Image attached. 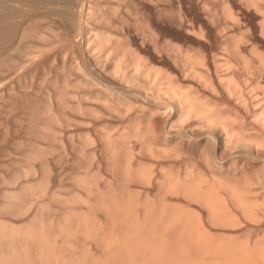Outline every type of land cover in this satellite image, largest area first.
I'll return each mask as SVG.
<instances>
[{
  "label": "rangeland",
  "instance_id": "1",
  "mask_svg": "<svg viewBox=\"0 0 264 264\" xmlns=\"http://www.w3.org/2000/svg\"><path fill=\"white\" fill-rule=\"evenodd\" d=\"M259 1L261 4L263 3L264 6V0ZM76 2H80L79 5H76L78 4ZM225 2L227 5H230V7L232 6V10L236 14L235 16H238V18L235 17L236 20L240 19L239 23L227 17L228 15L225 14L227 12L225 11L227 10V8H225ZM80 4L81 6L82 4L85 6L84 9ZM223 4L225 6H223ZM73 5L76 9L82 8L84 10V13L88 16L85 17V21L89 20L91 16L93 17L96 15L93 18L91 17L93 19L91 22L93 26L95 24L98 28L100 26L101 29L103 28V30L108 31L110 35L113 32L111 38H113L112 41L116 40L113 41L114 46L119 44L115 47L116 50L114 48V50L107 48L105 50V46L104 48L101 46L97 47L95 46L96 42H94L93 45L92 42L89 41L92 37V30L81 33V29L75 26L74 20H72L71 17L74 12L73 10H75ZM258 8L259 7L257 5L255 6L252 0H74V3L73 0H1L0 17L3 18H0V217L9 218L15 224H22L32 218L37 211L36 214L44 217L43 219L46 221L47 226L50 222L52 227H48L52 230L53 228H58L61 222L65 224L73 222L70 224L75 226L80 221L82 224L81 228H83L81 218H92V223L96 220L97 222L95 221L94 224L99 227L103 225V229L97 227L102 231L97 229L98 232L96 230V233L94 232V234L90 235L91 237H87L86 234L80 231L81 229L78 230L80 231L79 233L76 231L77 234L66 235L68 239L71 236L69 240L72 244L69 246V242H67V244L64 243V246H66L65 253L68 254L72 252L70 255H73V253L76 252V255H74L79 256L77 253H81L85 249L83 251L84 253L82 252V254L87 253V256H85L86 254L84 255L85 258H93L91 255H94L93 259L97 258L98 260L99 257L107 258L108 256L110 259L107 258V260L110 264L125 263L128 254L125 253L126 251L124 249H116L114 247L115 245L112 246V248L110 246L109 250L108 248H104L105 245L101 239L102 237H100L102 233L107 230L109 231L108 234H111L110 236H115L114 234L118 235V232L119 234L121 233L120 235L125 234L126 230H131L127 228L133 227L131 221L134 220L133 223L136 222L134 212H131V216L129 212L138 211L137 209H139L137 213L141 222L138 224L142 229L144 226L145 227L143 231L141 230L143 233H141L138 249L140 251H146L147 244L150 241L149 237L146 235L148 233L146 226L149 224L148 217L151 216L149 217L150 219L153 217L152 214L156 215V212L159 211L161 204L163 206L164 202L167 204L165 207H168V211L171 210H169V208H173V210L177 208L179 210L182 209L181 211L184 210V212L188 211L193 215L199 213V218L201 217L200 219L205 225L204 227L209 231L208 235L210 236L212 234L211 236L216 238L214 239L215 241L219 239L221 241H223V239H232L234 242H241L249 239V241L251 240L254 242L256 238H258L257 240L263 238L264 214H262V217L259 219L255 218L257 220H254L245 215L243 216V214H241L242 212L240 213L239 211L240 209L238 210L237 207H233L235 213L238 210L236 213L238 216L237 220L240 218L238 222L237 220L234 221L236 224L231 222L232 225L228 221L226 223L222 220L218 221V219L213 220L211 219L212 217L208 215V209L205 207L206 205H203L204 203L200 201V199L194 198L183 191L176 190L166 185V172L167 174L179 170L183 172L187 165H190V167H193L195 170L201 169L208 172L211 166L207 165L209 163H207L206 158V160L204 159L205 154L203 155L202 153L203 149H200V146V148L198 147L195 139L191 138L189 140L185 138L182 142L183 145L180 144L182 146L181 149L184 151L179 148L180 152H178L179 150H175L177 148H174L167 152L169 155H167L166 152H151L142 143V140L140 142V138L137 135L134 136L135 133H130L129 131H131L132 127L136 126L137 123L139 124L142 122L141 125L144 123L143 127L150 133L153 131L152 128L154 127L155 132L160 131L158 133L164 135L162 132L169 123L166 119L167 113H163L162 111H160L161 113L159 111L156 113L154 111L155 115L151 116L153 115L152 112L150 113L151 110L149 111V109L142 105V107H140V105H138L139 102L137 103L133 100L134 97L129 96V99H131L130 101L128 98L125 99L119 96L122 98L121 100V98H118V95L111 90H105V93V91L101 90L95 83L92 82L91 84V78L89 81V77H87L90 76V73L85 69L83 64H81L82 62L75 57L79 49L76 41L83 36L84 42L86 41V47H88L89 50L93 47L92 50L94 52L91 50V55H88L89 61L90 56L93 58H91L89 62L92 64L89 65L88 63V65L89 67L91 66L90 68H93V70L97 67L96 71H94L96 73L101 70H98L100 68L95 63V60L100 59L98 61L102 62V64L111 66V62H114L113 55H116L115 53L117 50L119 51L127 46L131 48L132 46L131 50H136V52H139L142 56L146 55V61H148L151 66H155L158 70L161 69V71L165 70L164 72L169 71V73L173 74L172 76H174L175 79L177 78L176 80H182L181 82L184 80V83L186 82L187 84L190 82L194 87H196V85L197 87L199 86V89L203 93L212 91V93L207 94L211 97L214 94V97H217L214 99H221L222 101H219L223 104L228 101V103H226L229 105L231 102L230 108L232 107V111H234V109H236L235 111L237 112L241 111L245 120L251 121V119H249L251 101H249L250 104H248L247 97L246 104L248 105H244V108L247 106L248 108H246L248 110L244 109L240 102L239 104L237 103L238 100L236 101V97L234 96L235 98H233V94L230 95L229 93H225L226 91L222 85V80H227L226 75L229 73L231 76L232 72L236 79L240 77V79L243 80L245 77V79L248 80V82L246 81L248 87H252L250 93H258V96L260 98L262 97L264 101V63H260L263 61L260 57L264 56V34L261 28L264 10L262 13L261 8ZM230 31H232V34L233 31L235 33L239 31L242 32H240L242 35L241 39H244L242 41L240 40L241 43L238 41V43H240V45H238L240 52L238 51L239 48L237 50L234 45L235 34L232 35ZM116 35H118V37ZM119 36H122V38L119 39ZM231 36L234 37L232 38ZM128 42H131L129 43L130 46ZM169 45L172 46V49H170L171 47ZM253 45L254 47L256 45V49L258 48L257 53L259 50L258 56L260 55V57L255 56L257 55L256 51L252 53L253 51L251 50H253V48H250ZM175 47L177 50L189 49L191 53L197 52L202 58L206 57L204 58L206 61H204V64L200 67L202 69L205 68L203 70H206V74L210 75V77L208 75L209 79H213L211 82V89L216 90L217 88L218 91L211 90L210 88L206 89L201 84L197 76L191 71L190 64L187 65V62L179 55L178 51L175 50V52L173 50ZM237 51L239 54L236 53ZM216 54L217 56H215ZM243 57L247 58L251 66L247 64V60ZM181 59L184 62H182ZM225 60L230 62L231 65L228 62L226 63ZM78 63L81 68L78 67ZM186 65L189 66L188 71ZM248 69H251L250 72ZM85 70H87V74L89 73L88 75L84 74L86 73ZM101 72L102 73L97 72V74L100 73V75L106 77L104 71ZM135 74L137 78L139 77V80L145 79L146 81L147 77L143 76L141 73ZM230 76H228V78ZM142 81L145 82L144 80ZM149 81L148 79L146 82L148 83ZM200 86H203V89ZM58 91L60 92L58 93ZM112 94H115V96H112ZM162 99L165 98L163 97ZM250 99L249 97V100ZM132 100L134 102H132ZM148 117L149 119L152 118L150 121L153 126L146 124L149 122V119H147ZM129 123H131L132 127ZM146 125H149V129ZM127 126L131 127L129 128L130 130H128ZM251 126L252 130L257 132L254 125ZM124 127L125 129L127 128L124 132L128 130L133 136L128 135V132L126 133L127 136H125V133L121 132L124 130ZM179 127L180 125L178 123L177 125L173 124L170 130L176 131ZM106 131L110 132L108 133ZM120 132L121 134H119ZM104 133L106 135H104ZM107 133L112 134L111 137H116L115 143L111 139L109 140ZM118 135H121L120 139ZM116 139H118L117 143ZM165 140L166 139H164V142H166ZM167 140L171 141L172 139L167 138ZM107 141L108 143H106ZM108 144L110 146L112 145L113 148ZM114 147H119L118 151H116L117 148L114 149ZM112 149H114L116 153H114ZM128 150L132 152L129 153ZM199 150L202 151L200 152ZM30 152L33 154H30ZM38 152H40L39 155ZM41 152L43 153L42 155ZM233 157L234 156H231L229 158L224 156L223 161H218V165L216 164L217 162H214L216 165H214L215 167L213 168L218 171L229 169L228 171L230 173L228 171L224 172L229 173L232 178L235 177L234 179L238 177L239 181H243V179H240L248 176L249 173L254 175L255 172L253 173V170H258L257 165L259 166V164L255 158L252 159L253 157L251 156ZM240 158H242V160ZM130 161L132 165H135L133 166L134 168H140V166L142 169L143 167L145 169L147 167L152 168V170H150V168L147 169L151 171L154 177H148L150 178L148 180L147 177L137 173H135L137 175L134 173L131 175L129 173L127 174ZM127 162L128 165L126 164ZM247 162L249 165H247ZM33 166L36 168H32ZM27 167H29L30 170L28 171L30 172L26 170ZM241 167L245 168L243 169V171L245 170L244 172ZM250 170L251 172H249ZM153 171L155 173H153ZM40 175L43 177L46 175L48 180V188L44 191L45 193L43 192L44 194L36 188V182L39 180ZM157 177L159 180L156 179ZM164 178L165 181L163 180ZM29 182H35L33 184H36V187L34 185L32 190L33 194L28 191V193L25 192L26 189L23 190L25 187L22 188V184ZM20 188H22L23 193L20 191ZM8 189L10 190L7 191ZM5 191L7 192L5 193ZM10 192H20L23 195L17 200L20 201L19 204L18 202L15 203L16 208H8L5 210L6 207L2 205V203L3 201L4 203L6 202L5 197L9 196L7 194ZM114 196L116 198H114ZM25 197L29 201H27ZM22 198L27 201L26 206L28 205V207H26L23 202L21 203V201H23ZM130 198L132 200H136L137 198V200L140 199L139 208L136 209V204H134L135 207H133V209L131 205L130 211L128 209L127 212V208H125L126 211L124 212V207H127V205L123 207L121 203L124 204V200H129ZM115 201L119 202L116 203ZM143 202L148 203L149 206L146 204L148 207H152L147 209V213L152 210L148 214L149 216L146 215V210H144L146 214L143 213V206L140 208ZM16 204L18 205L16 206ZM116 205L118 208H116ZM121 207H123V209H121ZM122 211L126 213L124 216H128V220L131 221L128 222L126 217L122 218ZM140 212L142 216H140ZM79 213L82 215H80L81 218L79 217ZM88 213L91 214L90 218L88 217ZM132 216L133 218L131 219ZM145 216L148 217L146 218ZM120 217L123 220L126 218V221L123 222L122 219H119ZM141 217H143V222L144 218L145 220L147 219V222L145 221L142 223ZM153 221L151 219L152 223ZM99 222H101V224H98ZM180 223L177 227H174V229L178 228V230L176 229L175 231L173 229L175 234L171 232L173 230L167 232V241L163 244L165 251L169 255L174 253L177 257L179 255L177 253L178 249L188 248V250L186 249L185 251L193 253L195 250L193 254H197L198 251L195 246L187 242L184 243L182 240L183 237L178 236L181 231L180 227H182ZM160 224H154L156 226L158 225L156 227L157 240L155 242L157 253L155 254L154 260H149L147 264H163L165 261L163 257V246L159 239V235L162 231V226ZM109 229H112L111 233ZM121 229L125 233H123ZM98 233H100V236L95 235ZM61 235L66 239L65 234ZM62 236L61 238L60 236L57 237V239H60L59 243L62 240ZM186 236L183 238L184 240L188 238V236L187 238ZM189 248L191 249L189 250ZM110 250H112V253L115 251L117 254H114V257L112 254L109 255V253H111ZM105 252L106 256H104ZM192 253L190 254L193 255ZM121 256L124 259H122ZM100 260L101 259H99V261ZM120 260L122 263H120Z\"/></svg>",
  "mask_w": 264,
  "mask_h": 264
},
{
  "label": "bare ground",
  "instance_id": "2",
  "mask_svg": "<svg viewBox=\"0 0 264 264\" xmlns=\"http://www.w3.org/2000/svg\"><path fill=\"white\" fill-rule=\"evenodd\" d=\"M12 2H14V1H12ZM252 2L254 3L255 6L257 5L259 7L258 9L261 8V11L263 13V10H264L263 9L264 8L263 3L261 4L259 0H252ZM73 3H74V0H73ZM76 3H78L76 5H79L80 2H76ZM83 4H82V6H83ZM80 6H81V4H80ZM223 6H225V5L223 4ZM226 6H225V8H227V10H225V11H227V12L225 14L228 15L227 17H230L236 23L237 22L239 23L240 19L239 20L237 19L238 21L236 20L235 17L238 18V16H235L236 14L233 12L232 6L230 7V5H227V3H226ZM84 7L85 6H83V9H84ZM114 7H115V5H114ZM74 9L75 10H73L74 12L72 13L71 17H72V20H74L75 26H77L78 29H81V33H86L87 31L92 30L91 31L92 37H91V39H89V41L92 42V44L94 42H96L95 46H97V47L101 46L104 48V46H105V48H104L105 50H106V48L107 49H113V48L115 49V47H117L119 45L118 44V45L114 46L113 41H116V40L112 41L113 38H111V37H112L113 32L110 35V33L108 31L103 30V28L101 29L100 26H99V28H98V26H96V24L94 25L96 27L93 26V24L91 23L93 21L92 18L96 15H94L93 17L91 16L92 17L91 18L90 14H89V17H90L89 20L85 21L86 20L85 17H88V16H86V13H84V10L82 8L76 9V7ZM0 12H1V10H0ZM3 13H4V11H3ZM89 13H90V11H89ZM0 16H1V14H0ZM6 16H8V15H6ZM101 16H103V15H101ZM262 17H263V19L261 22H263V23H262L261 28L264 31V15H262ZM2 22H3V20H2ZM189 23H190V21H189ZM234 31H236V30H234ZM234 31H233V34H235L234 35L235 37L234 36H231V37L235 38L234 39V43H235L234 45L238 50V48H239L238 45H240V43H241L240 40L242 41L244 38L241 39L242 38V35H241L242 32L241 31H239L237 33H235ZM263 31H262V33L264 34ZM3 32H4V30H3ZM230 32L232 34V31H230ZM116 36L118 37V35H116ZM244 37H246V36H244ZM121 38H122V36L119 39H121ZM232 38H231V40H232ZM246 39H248V38L246 37ZM238 41L240 43H238ZM85 42H84L83 36L81 37V39L79 38V40L76 41V43H78L79 49L77 50V54H75L76 55L75 57L78 58L77 60H80L82 62L81 64H83L85 69H87L88 72L90 73V74L88 73L90 76H87V77H89V81L91 78V84H92V82L95 83L103 91L111 90L113 93H116L118 95L117 96L118 98L122 97L125 99H127V98L129 99V96L134 97L133 100L137 103L139 102L138 105H140V107L143 106V107H146L147 109H149V111L151 110L150 113L152 112L153 115L148 113L151 116L155 115L154 111L156 113H158V111L159 112L162 111L163 113L164 112L167 113L166 119L169 123H168V125L165 126L164 131L162 132V133H164V135H162L161 133H158L160 131L155 132L154 127L152 128L153 131L151 130L152 132L150 133L145 127H143L144 123L141 125L142 122L139 124L137 123V125L134 127H132L131 123H129L130 126L132 127V130L129 132L135 133L134 136L137 135L140 138V142L142 140V143L147 147V149H149L151 152H155V153L166 152V154L168 151H170L174 148H177L175 150H179V148H180V150H182L181 149L182 146L180 144L183 145L182 142H183V139H185V138H188L189 140L191 138L195 139L197 141L198 147L200 146L201 148L200 147L199 148L203 149L204 152L202 150L201 151H202L203 155L205 154L204 159L206 158L207 160L206 159L205 160L207 161V163H209L207 165L211 166V167L209 166L210 169L208 172H206L205 170L203 171L201 169L195 170L193 167H190V165H187V166H185L183 172H180V170L176 171V172H171V173L169 172V174H167V172H166V175L164 174L166 181H165V178L163 179L165 181L166 185H168L169 187L174 188L176 190L183 191V192L193 196L194 198L200 199V201H202L204 203L203 205H206L205 207L208 209L207 210L208 215L210 217H212L211 219H213V220L218 219V221L222 220V221H225L226 223L228 221V222H230V224H232L231 222L236 221L238 218L236 213L238 212L239 209H240L239 210L240 213L242 212L241 214H243V216L245 215L246 217L253 218L254 220H257L260 217H262V214H264V212H263L264 211V101H263L262 97L260 98L258 96V93H255V94H252V92L250 93V91H252V90H250V89H252V87L251 86H250V88L248 87V83H246V81L248 82V80H246L245 77H244V79H243L244 81H243L240 79V77L239 78L237 77V79H236V77H234L232 74L233 72L231 73V76L229 75V73L228 74L226 73L227 75L226 74L225 75L227 76L226 77L227 80H222L223 83L222 82L221 83H222V85L226 91L225 93L226 94L229 93L230 95L233 94V98L236 97V101L238 100L237 103L239 104V102H240L242 104L241 106H243V108H244V105L250 104L249 101H251V108L249 109V111H250L249 119H251L252 122L249 120L246 121L245 118L243 117V113L240 110L239 111L241 113L235 111L236 109H234V111H232L231 110L232 107L230 108L231 102L229 103V105H227L228 101H226L227 103L224 101L225 103L223 104L222 102L219 101L221 99H219V100L214 99V98H217V97H214V94L212 95L213 98L210 95H208V94L212 93V91L210 92L207 90L208 94L203 93L199 89V86L197 87V85H196V87H194L192 85V83L190 84V82L187 84L186 82L184 83V80H183V82H181L182 80L181 81L176 80L177 78L175 79V77L172 76L173 74L169 73V71L164 72L165 70L161 71V69L158 70L157 67L151 66V64H149L148 61H146L147 60L145 58L146 55L142 56L139 54V52L137 53L136 50H131L132 46H131V48L127 46L126 48L123 47L124 49H121L119 51L117 50V52L115 51L116 55L115 56L113 55L114 58L112 57L114 59V62L113 63L111 62V66L109 65L110 67L108 65H104V64H102V62L98 61L100 59H98V60L94 59L96 61L95 63L97 64V66L100 68L98 70L104 71V74L106 75V77H104L103 75H100V73H102L101 71H97V72H100L99 74H97V72L96 73L94 72V71H96L97 67H96V69L94 68V70H93V68H90L91 66L89 67V65L92 64V63L91 64L89 63L91 61L92 56H90V58H89L90 61H89L88 55H91L90 51L92 50L93 47L91 48V50H89V48L86 47ZM116 43H118V42H116ZM129 43H131V42H128V45L130 46ZM124 44H127V43H124ZM87 46H89V45H87ZM123 46H125V45H123ZM229 46H231V45H229ZM170 47H171L170 49H172V46H170ZM252 48H253V50H251V51H253L252 53H255L254 51H256V53H257L258 48L256 49V45H255V47L253 45L250 49H252ZM173 50L174 51L177 50L176 47L173 48ZM177 51H178L179 55L181 57H183L184 61L187 62L186 64L187 65L190 64L191 71H193V73L197 76V78L199 79L201 84L206 89H209V88L211 89L212 88L211 82L213 79L212 80L209 79L208 78L209 74L207 75L206 74L207 72H205L206 70L205 71L203 70L205 68L202 69L200 67L202 64H204V61H206V60H204V58H206V57L202 58V56L198 55L197 52H195L196 54L191 53L190 52L191 50L189 51V49H187V50L178 49ZM238 51L240 52V48ZM238 51L236 53L239 54ZM107 52H108V50H107ZM101 53H103V52H101ZM243 53H242V55H243ZM258 54H259V50H258L257 55H255V56L260 57V55L258 56ZM108 55H109V53H108ZM215 56H217V54ZM263 57H260V59H263V61L262 60H260L262 62L259 61L262 64L264 63ZM244 59L247 60V58H244ZM241 60H242V58H241ZM181 61H182V59H181ZM184 61H182V62H184ZM225 62L227 63L228 61L225 60ZM247 62H248V60H247ZM88 63H89V65H88ZM228 63H230V62H228ZM253 63H254V61H253ZM244 64H246V63H244ZM247 64L249 65V62ZM187 65H186V67H187V71H188L189 66H187ZM230 65H231V63H230ZM249 66H251V65H249ZM78 67L81 68L80 64ZM126 69L130 70V71H127ZM252 69H255V68H252ZM82 70L84 72L83 68H82ZM87 70H85L86 73H84L86 75H88ZM250 70H249V72H250ZM135 73H141L143 76L147 77L146 81L148 79L150 80L149 81L150 83L149 82L147 83L145 81V79H142L145 82H143L142 80H139L138 79L139 77L137 78L135 76L136 75ZM142 75H140V76H142ZM228 76H230V77L228 78ZM209 77H210V75H209ZM222 78H224V77H222ZM197 84H200V83H197ZM203 86L202 87L200 86V87L203 89ZM213 87H214V85H213ZM211 90H215V89H211ZM216 90H217V88H216ZM248 91H249L250 95L248 94ZM59 92L60 91H58V93ZM108 92H107V94H108ZM86 93H88V92H86ZM105 93H106V91H105ZM113 95L115 96V94H112V96ZM119 96H121V97H119ZM163 97L165 99H162ZM228 97H229V95H228ZM247 97H248V102H249L248 104H246L247 103L246 102ZM249 97L251 98L250 100H249ZM122 98H121V100H122ZM263 98H264V96H263ZM116 100H117V98H116ZM129 100L131 101V99H129ZM133 100H132V102H134ZM115 102H117V101H115ZM106 104H108V103H106ZM246 107L244 109L248 108V107L247 108ZM112 108H113V105H112ZM147 119H149V117ZM151 119H149V122H147L146 124L153 126V124H151V121H150ZM153 123H154V121H153ZM177 123L180 125V127H179L180 129L175 128L176 131L170 130L172 128V125L173 124L177 125ZM149 125L148 126L146 125V127H148V129H149ZM251 125H254V128L257 129V132L252 130ZM130 126L129 127L127 126L128 130H130L129 129V128H131ZM126 129L124 127V130L122 129L123 131H121V132H124ZM128 130H127V132H128ZM103 132H105V131H103ZM106 132H108V131H106ZM121 132L119 134H121ZM127 132H124L125 136H127L126 135ZM108 133H107V137L109 138V140L111 139L115 143L116 137L113 136L114 137L113 138V137H111L112 134H108ZM130 133L128 135H131ZM104 135H106V134L104 133ZM120 136H119V139H120ZM131 136H133V135H131ZM167 138L172 139L173 141L167 140ZM164 139H166L165 140L166 142H164ZM117 140L118 139H116V143H117ZM112 141H110V142H112ZM168 141H170V142H168ZM106 143H108V141ZM110 147H112V145ZM115 148H117V147H114V149ZM118 148L116 149V151H118ZM114 149H112V150L114 151V153H116ZM131 149H133V148H131ZM180 150L178 152H180ZM113 151H112V153H113ZM182 151H184V150H182ZM182 151H181V154H182ZM199 151H198V154H199ZM130 152H132V151H129V153ZM39 153L40 152H38V155H39ZM202 153H200V154H202ZM30 154H33V153L30 152ZM42 154L43 153L41 152V155ZM167 155H169V154H167ZM203 155H202V158H203ZM36 156H37V154H36ZM224 156L229 157V158L231 156H234V157L235 156H237V157L251 156V157H253L252 159L255 158V160L258 161V164H259V166L257 165L258 170H253V173L255 172L254 175L253 174L251 175V173H249L251 176L247 172H245L248 174V176H245L243 178H241V176H242V174H241L240 180L243 179V181H239L238 177H237L238 180L234 179L235 177H233V178L230 177V175H229L230 172L228 171L229 169H225V170L221 169L223 172L224 171L229 172V173H225V172L223 173L222 171H218L215 168H213V167H215L214 165H216V164L218 165V161H223ZM237 157H236V159H237ZM240 159L242 160V158H240ZM214 162H217V163L214 164ZM243 162H244V160H243ZM237 163H239V162H237ZM241 163H242V161H241ZM126 164L128 165V162ZM140 165H142V164H140ZM242 165H244V164H242ZM247 165H249V163ZM133 166H135V165H132V163L130 161L128 168H127V174L129 173L131 175L132 173H134V174L137 173V174H140L141 176H144L147 178L152 177V176L154 177V175L150 171V170H152V168L147 167V168H150V170H149L147 168L145 169L143 166H142L143 169L141 168V166H140V168H138V167L134 168ZM240 166H241V164H240ZM29 167H27V169H26L27 171L30 170ZM32 168H34V166ZM32 168H31V170H32ZM197 168H199V167H197ZM216 168H218V167H216ZM219 168H221V167H219ZM241 168H242V171H243V169H245L243 167H241ZM42 169H43V167H42ZM28 172H30V171H28ZM249 172H251V170ZM153 173H155V172L153 171ZM137 174H135V175H137ZM162 175H163V173H162ZM44 177L40 175L39 180L36 182L37 187H36V184H33L35 182H29V183L22 184V188L25 187L23 190L26 189L25 192L28 191L29 193L33 194L32 190H33L34 185H35V187L38 188L39 191H41L43 193L48 188V180L46 178V175ZM149 179L150 178H148V180ZM156 179L159 180L158 177ZM22 188H20L21 189L20 191L23 193ZM35 189H34V191H35ZM9 190L10 189H8L7 191H9ZM7 191H5V193ZM11 191H12V189H11ZM17 191H19V190H17ZM41 192H39V193H41ZM22 193L10 192L9 194H7L9 196H7L8 198L5 197L6 202L4 203V201H3L4 204L2 203V205H5V207H6L5 210L8 208H12V209L16 208L15 203L18 202V204H19L20 201H17V200L19 199V197H21L23 195ZM36 193H37V191H36ZM25 195H27V194H25ZM29 195H28V197H29ZM35 196H36V194H35ZM115 196H114V198L117 197V196L116 197ZM132 197H133V195H132ZM137 199L136 200L135 199L132 200L131 198L129 200L123 199L124 204H122L120 201V203L123 207H124V205L125 206L127 205V207H124V212L126 210L128 212V209L130 211L131 205H132L131 208L133 209V207H135L134 204H136V209L139 208L138 205H139L140 199L139 200H137ZM22 200H23V198H22ZM27 201H29V200L27 199ZM27 201L23 200V201H21V203L23 202L26 206ZM115 202L118 203L119 201H115ZM21 203H20V205H21ZM105 203H107V202H105ZM18 204H16V206ZM146 204L148 205V203L143 202V205H140V208H141V206L144 207L143 213H145L144 210H146V213H147V209L152 208V207H148L149 205L147 206ZM166 205L167 204H165V202L163 203V206L161 204L159 211L156 212L157 214L156 215L152 214V216L154 218L152 217L149 219V217H151V216H149L148 214L152 210L149 209L150 212L147 214L145 213L146 215L149 216V217L145 216L146 218L148 217V220H149L148 223L149 224L146 225V223H145V225L147 226V229H148L147 230L148 233L147 234L144 233V234H146L150 239V241L147 244V250L146 251H140L138 249V243L140 242V238L142 235L141 233H143L142 231L145 227L144 225H143L144 226L143 229L139 227L138 223L141 222V220H139L140 217L137 213L139 211V209H137L138 211H136L134 209L136 211V213H135V211L129 212L130 216H131V212H134L135 221H136V222H134L135 224L133 223L134 220L133 221L128 220V216L127 217H126V215L124 216V214H126V213H124L122 211L123 212V214H122L123 216L121 215L122 218L126 217L128 222L131 221L133 224V227L127 228V229H131V230L125 231L126 228L124 229V231L126 233L122 231L123 228L121 229V231L125 234L120 235L121 233L119 234V232L117 231L119 236L116 234H114L115 236H113V235L110 236L111 234H108L109 231L105 230L101 236H100V233L95 234V235H99L100 237H102L101 239L103 240V243L105 245L104 248H106V249L108 248V250H109L110 246L112 248V246L115 245L114 247L116 249H122V250L124 249L126 251V252L125 251L124 252L128 254V258L125 259V263H123V264H147V262L149 260H154L155 254L157 253V250L155 249V242L157 240V233H156L157 229H156V227L158 226V225L157 226L154 225L155 223L156 224L161 223L160 225L162 226V231L159 235V239H160L162 246H163V257L165 259L163 264H264V262H263L264 261L263 260L264 259V236L260 240H257L258 238H256L254 242H252L251 240L249 241V239H247L246 241L245 240L241 241V242L240 241L234 242V240H232V239L231 240L223 239V241H221L219 239V240L215 241L214 239H216V238L211 236L212 235L211 233H210L211 234L210 236L208 235L209 231L206 229V227H204L205 225L203 224L202 220L200 219L201 217L199 218V216H198L199 213L198 214L196 213V215H193V214L189 213L188 211L184 212V210L181 211L182 209L179 210L177 208H174L175 211L173 210V208H169V210L170 209L171 210L168 211L167 210L168 207H165ZM25 206L23 205L24 208H25ZM26 207H28V205ZM123 207H121V209H123ZM233 207L238 208L236 213L233 211V209H234ZM19 208H21V207H19ZM24 208H21V209H24ZM38 208H39V206H38ZM116 208H118L117 205H116ZM125 208H127V209L125 210ZM140 211H141V209H140ZM141 212H140V214H141L140 216H142ZM36 213H37V211L35 212V215L32 216V218H30L28 221H26L22 224H15L9 218L0 217V264H110V262L107 260V258H109L108 256H107V258L99 257V259H101L100 261H99V259L97 260L96 257H95L96 259H93L94 255H91L93 258H90V259L85 258V256H87V253H85L86 255L82 254V252L85 249L81 253H77V255L79 254V256H75L76 252L73 253V255H70V253H72V252H69L68 254L65 253L66 252L65 251L66 246H64V243L67 244V242H69V243L71 242L69 240L71 236L68 239V237H66V235L67 236L68 235H74V234H77L76 231L78 233L81 231L84 234H86L88 237V236L94 234V232L98 228L103 229V225H102V227L101 226L99 227L96 224H94L96 220L94 221V223H92L93 222L91 220L92 218H90L91 214L88 213L89 214L88 217L90 219H86L85 217L84 218L82 217L83 218L82 219L81 218L82 215H81V213H79V217L81 218V221L83 223V226H82L83 228H81L82 224L80 221L79 222L77 221L78 224L75 226L71 225L73 222L72 223L70 222L71 224L70 223L65 224V223L61 222L62 224L60 223L58 228H56V229L53 228V230H52V229H49V227H48V226H51L50 222L47 226L46 221L43 219L44 217H42V215L41 216L37 215ZM118 215H120V214H118ZM118 215H117V217H118ZM143 217H141V219ZM122 218L120 217L119 219H122ZM126 218H125V220L122 219L123 222L126 221ZM132 218H133V216L131 217V219ZM255 218H257V219H255ZM151 219H152V221L154 220L153 223L151 222ZM146 220L144 218V222ZM155 220L158 222H156ZM238 220H240V218ZM238 220H237V222H238ZM144 222L142 219V223H144ZM142 223H141V225H142ZM179 223H180V225L182 224L181 225L182 227H180L181 231H180V235L178 234V236H181L184 238L187 235L189 239L186 236V238H187V239H185L186 241L182 238L183 242L184 243L187 242L190 245L195 246L197 248V251H198L197 254H193V253H195V250L193 251V253L190 251H185L186 249L188 250V248L178 249L177 253L179 255L177 257L174 255V253L169 255L165 251V247L163 244L167 241V236H168L167 232H170L171 230H173L174 227L175 226L177 227V225ZM98 224H101V222H99ZM117 224H118V222H117ZM234 224H236V223L234 222ZM125 226H126V223H125ZM53 227H55V226H53ZM79 229H81V230L78 231ZM101 229H98V230H101ZM176 229L178 230V228H175L174 230L176 231ZM98 230H97V232H98ZM109 230L111 233L112 229H109ZM174 230L171 232H174ZM61 234H65V237L68 240L63 238L64 236H62ZM174 234H175V232H174ZM59 236H60V238L62 236V240H61L62 243L61 242L59 243V241H60L59 238L57 239V237H59ZM99 236H98V238H99ZM71 244L72 243H70L69 246ZM134 247H135V250H134ZM191 248H189V250ZM116 249H115V251H116ZM112 250H114V249H112ZM112 250H110L111 253H109V255L112 254V256L114 257V254H117V253L115 251H113V253H112ZM106 252H107V250H106ZM106 252H105L104 256H106ZM188 252L192 253L193 255H191ZM124 255H126V254H124ZM112 256H110V257H112ZM119 257H120V255H119ZM121 258H122V256H121ZM122 259H124V258H122ZM120 263H122V261Z\"/></svg>",
  "mask_w": 264,
  "mask_h": 264
}]
</instances>
